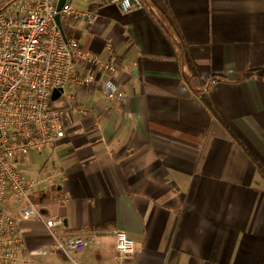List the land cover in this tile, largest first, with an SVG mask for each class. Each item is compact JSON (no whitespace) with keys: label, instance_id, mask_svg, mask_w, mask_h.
<instances>
[{"label":"crops","instance_id":"crops-1","mask_svg":"<svg viewBox=\"0 0 264 264\" xmlns=\"http://www.w3.org/2000/svg\"><path fill=\"white\" fill-rule=\"evenodd\" d=\"M146 1L91 0L92 22L63 27L118 72L81 65L100 85L68 83L54 100L66 136L23 162L43 215L90 243L66 256L23 223L32 264H264V0ZM112 77L121 104L103 94ZM117 229L133 255H118Z\"/></svg>","mask_w":264,"mask_h":264},{"label":"built area","instance_id":"built-area-1","mask_svg":"<svg viewBox=\"0 0 264 264\" xmlns=\"http://www.w3.org/2000/svg\"><path fill=\"white\" fill-rule=\"evenodd\" d=\"M60 0H4L0 4V264H32L25 247L22 224L39 221L53 242L50 249L66 256L86 251L90 243L73 235L62 236L63 219H49L33 200L40 185L26 179L23 162L32 153L57 146L66 136L67 110L55 105L56 90L68 83L76 86L100 85L93 74L80 72L81 65L92 71L114 75L118 67L100 62L96 53L78 41L64 38L62 26L84 19L92 22L97 7L75 6V0L57 11ZM128 13L141 6L140 0H112ZM107 100L121 104L127 94L113 79L102 84ZM70 112L87 114L77 100L70 101ZM16 207L15 209H13ZM119 256L135 253V242L123 229L114 231Z\"/></svg>","mask_w":264,"mask_h":264},{"label":"water","instance_id":"water-1","mask_svg":"<svg viewBox=\"0 0 264 264\" xmlns=\"http://www.w3.org/2000/svg\"><path fill=\"white\" fill-rule=\"evenodd\" d=\"M65 3H66V0H60L58 2V5H57V11L58 12H60V10L62 9V7L64 6ZM55 21H56L57 25L59 26V29L61 30V32L63 34V37L66 39V35L64 33V29H63V26H62V23H61V18H60V14L59 13L56 15ZM61 93H62V90L54 91L52 99L56 100L58 97L61 96Z\"/></svg>","mask_w":264,"mask_h":264},{"label":"trees","instance_id":"trees-1","mask_svg":"<svg viewBox=\"0 0 264 264\" xmlns=\"http://www.w3.org/2000/svg\"><path fill=\"white\" fill-rule=\"evenodd\" d=\"M140 1H141V3L143 5L147 4L146 0H140ZM189 70H190V72H189V74H187V77H188L187 80L190 81L191 83L193 81H197L198 80V76H197V73H196L195 69L192 66H189ZM250 76H252V72L247 73L244 78H249Z\"/></svg>","mask_w":264,"mask_h":264},{"label":"rangeland","instance_id":"rangeland-1","mask_svg":"<svg viewBox=\"0 0 264 264\" xmlns=\"http://www.w3.org/2000/svg\"><path fill=\"white\" fill-rule=\"evenodd\" d=\"M4 0H0V4L3 2ZM88 1H91V0H81V1H75V6H78V7H83L85 6L86 3H88Z\"/></svg>","mask_w":264,"mask_h":264}]
</instances>
